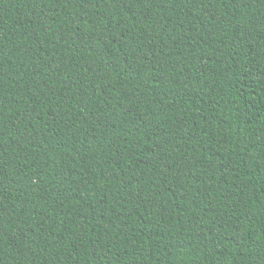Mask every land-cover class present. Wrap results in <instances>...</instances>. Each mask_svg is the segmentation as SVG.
I'll return each mask as SVG.
<instances>
[{
	"label": "trees",
	"instance_id": "16d2710c",
	"mask_svg": "<svg viewBox=\"0 0 264 264\" xmlns=\"http://www.w3.org/2000/svg\"><path fill=\"white\" fill-rule=\"evenodd\" d=\"M0 264H264V0H0Z\"/></svg>",
	"mask_w": 264,
	"mask_h": 264
}]
</instances>
